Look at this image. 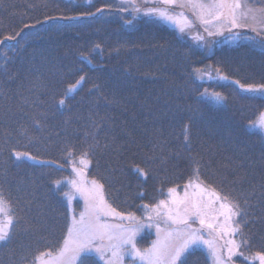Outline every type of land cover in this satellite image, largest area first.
I'll use <instances>...</instances> for the list:
<instances>
[{
	"label": "trees",
	"instance_id": "obj_1",
	"mask_svg": "<svg viewBox=\"0 0 264 264\" xmlns=\"http://www.w3.org/2000/svg\"><path fill=\"white\" fill-rule=\"evenodd\" d=\"M136 4L139 13L129 0H0V40L20 33L0 44V191L13 217L0 264H34L62 246L72 160L103 184L109 204L139 219L148 215L144 205L184 188L198 166L205 185L246 213L236 218L242 234L235 238L249 243L235 261L258 264L250 259L264 252V135L249 123L264 112V96L234 81L264 84V25L209 50L197 30L181 34L144 15L154 1ZM85 150L89 163L81 166ZM150 235L137 236V245H148ZM81 259L103 264L94 254ZM185 260L209 264L201 246Z\"/></svg>",
	"mask_w": 264,
	"mask_h": 264
},
{
	"label": "snow or ice",
	"instance_id": "obj_2",
	"mask_svg": "<svg viewBox=\"0 0 264 264\" xmlns=\"http://www.w3.org/2000/svg\"><path fill=\"white\" fill-rule=\"evenodd\" d=\"M129 3L135 12L142 11L136 4V0H129ZM157 4L158 6L143 9L144 15L173 22L180 26L181 32L190 29L193 23L184 15L183 10L185 9L192 11L195 18L205 26V31L209 36L213 35V32L208 30L209 26L217 28L218 31H222L225 27L229 31L232 28L248 27V19L257 20V13H259V19L264 22V7L249 8L242 3V0H157ZM177 8L181 11H174ZM97 11H102V9H97ZM51 19L55 17H45V20ZM63 19H74V17H63ZM18 36H20L19 32L15 35H8L0 40V44L6 40L14 41ZM85 79L81 76L75 83L69 85L65 98L69 93L77 90ZM221 79H227V77L222 76ZM234 83L244 92L264 96V84L245 85L239 80ZM213 98L218 103L223 100L219 94H214ZM59 103L63 105L65 99H61ZM249 128L264 135V112L258 113L256 119L250 121ZM187 132L186 127V140L188 139ZM88 154V150L81 152L79 159L81 166H87L89 163L85 159ZM15 156L19 159L29 154L15 152ZM68 156H73L71 150L68 151ZM29 158L35 159L34 157ZM71 162L77 176H83L82 169L76 167V161ZM136 171L141 175H146L143 169L137 168ZM199 172L198 166L193 169V176L185 185L186 191L182 199H176L175 188H170L168 189L169 200H160L156 205L143 206L154 213V217L150 216V219L154 222L157 235L151 247L144 250L138 248L136 242L138 233L145 226L141 219L137 218L134 213L125 214L117 211L109 204L104 197V186L97 180L93 179L90 184L83 180H73L72 185L75 191L84 200V209L79 213V219L75 215L72 216L57 255L53 257L51 252H42L34 258V264H77L78 261L79 264H83L82 254L87 255L93 251L101 259L104 258L105 253L110 252L107 264H123L126 256L142 262L146 261L147 264H186V255L201 245L206 246L211 253L213 264H232L234 256H243L240 248L249 243L247 239L237 241L232 238L234 235L242 234L240 222L236 218L246 213L243 212L236 199L230 198L227 194L222 195L205 185L200 179ZM190 187L194 189L191 195L187 192ZM10 211L11 206L3 192L0 191V242L10 239L13 225ZM108 218H118L121 223L110 224ZM124 221L127 223H123ZM197 222L200 227H193ZM161 224L164 225L163 228ZM149 226L151 227L152 224ZM225 237L228 238L225 239ZM220 240L224 243L218 246ZM224 249L227 255L224 254ZM253 259L258 260L259 264H264V252L255 253Z\"/></svg>",
	"mask_w": 264,
	"mask_h": 264
},
{
	"label": "rangeland",
	"instance_id": "obj_3",
	"mask_svg": "<svg viewBox=\"0 0 264 264\" xmlns=\"http://www.w3.org/2000/svg\"><path fill=\"white\" fill-rule=\"evenodd\" d=\"M149 1H154V3H157L156 0H149ZM242 3L246 4L249 8H253V9L262 8V6H256L252 2V0H242ZM174 11L179 12L181 10L180 9L179 10L174 9ZM183 11H184V15H186L189 18V20L193 21L192 26H191L190 29H185V31L181 32L180 31V26H178L177 24H175L173 22H168V21H163V22H165L166 24H168L171 27L175 28L181 34L188 33V34H191V35H195V31L197 30L198 31V33H197L198 35L195 38L197 40H200L204 45L207 46V48L209 47V50L213 48L214 42L217 41V40L218 41L221 40L222 42H227V41L234 42V41H237L240 38V35H239L240 29L243 31V30H245L247 28H251V27H257L258 28V26L261 27V25H264V22H262L259 19V13H257V16H258L257 20L253 21L251 18L248 19V25H249L248 27L232 28L231 31H229L228 28L225 27L222 31H218L217 28L209 26L208 30L213 32V35L209 36L208 32L205 31V26L203 24H201L199 22V20H197L195 18V16L193 15V13H192V11L190 9H185ZM199 37H203V39H199ZM82 171H83V176H77V174H76L74 176L73 180H83V181L87 182L88 184H90V182L93 179L87 177V172L85 170L82 169ZM73 189H74L73 190L74 195L69 196L68 205H69L70 212H71V219H72L73 215H75L76 218L79 219V213L84 209V200L79 195V193H77L75 191L74 187H73ZM175 190H176L175 193H174L175 198L178 199V200L182 199L184 197V195H185V191H186L185 187L181 188V189L175 188ZM193 191H194V189L191 188V187L187 189V192L189 193V195H191L193 193ZM103 193H104V190H103ZM104 197L107 200V198L105 196V193H104ZM169 199H170V194H169V192L167 190L166 193L164 194V196L160 200H169ZM147 214L148 215H147L146 219H141L145 226L141 229V231L138 233L137 236H139L140 234H143L145 232H151V235H150L151 239H150V243L148 245H145V246H142V247L137 245V247L140 248L141 250L150 248L152 243H153V241H155L157 239L156 228L154 226V222H153L152 219H150V216L154 217V213H151V210L149 209V212ZM70 223H71V221H70ZM108 223H110V224H120L121 221L118 218H108ZM123 223H127V221H124ZM149 224H152V226L150 227ZM161 227L163 228L164 225L161 224ZM193 227L199 228L200 227L199 223L197 222L196 224L193 225ZM205 238L206 239L208 238L207 235H205ZM227 238L228 237H225V239H227ZM232 238L236 239L235 235ZM136 239H137V237H136ZM223 243H224L223 240L218 241V246L222 245ZM201 247L206 249V252H207V255H208V258H209V264H213V259H212L211 253L209 252L207 247L204 246V245H201ZM223 251H224V254L227 255L226 249H224ZM57 252L58 251H56L55 253H52L53 257H55L57 255ZM89 254H94L95 256H97L101 260V262L103 264H107V261H108V259L110 258V255H111L110 252L105 253L104 258L101 259L100 256L98 254H96L94 251L89 253ZM82 255H84V254H82ZM236 257L237 256H234L232 258V264H238L235 261ZM45 259H47V257H45ZM250 261L251 262H255L256 260H254L253 257H251ZM77 264H79V261L77 262ZM123 264H147V262L146 261L142 262L139 259H134V258L126 256L124 258V260H123ZM258 264H259V261H258Z\"/></svg>",
	"mask_w": 264,
	"mask_h": 264
}]
</instances>
